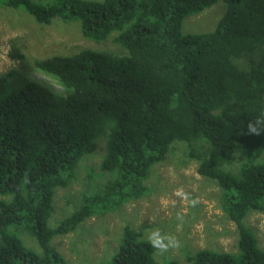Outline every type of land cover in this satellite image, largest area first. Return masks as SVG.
<instances>
[{"label":"trees","instance_id":"16d2710c","mask_svg":"<svg viewBox=\"0 0 264 264\" xmlns=\"http://www.w3.org/2000/svg\"><path fill=\"white\" fill-rule=\"evenodd\" d=\"M217 1L225 10L212 31L181 33L186 17ZM0 6L23 9L41 25L78 22L83 38L111 40L123 50L81 48L34 59L33 68L62 92L31 79L26 64L0 75V264H68L53 238L145 195L151 168L176 144L185 145L200 176L216 183L238 234L235 252L197 249L185 254L186 263L264 264V248L244 222L248 213L264 212V134H246L248 120L264 112V0ZM11 57L23 59L18 49ZM99 141V172L85 168L86 192L56 221L55 192L77 178ZM142 233L124 225L117 248L98 264H159ZM161 261L180 264L164 255Z\"/></svg>","mask_w":264,"mask_h":264},{"label":"rangeland","instance_id":"374dc122","mask_svg":"<svg viewBox=\"0 0 264 264\" xmlns=\"http://www.w3.org/2000/svg\"><path fill=\"white\" fill-rule=\"evenodd\" d=\"M224 10L225 4L217 1L201 13L186 17L182 21L181 33L212 31ZM81 48L123 52L111 40L97 43L83 38L78 22L55 19L49 25H41L23 9L0 6V75L11 69L19 70L22 65V69L28 68L26 74L31 79L55 92H62V87L53 77L33 68L32 61L51 55L70 54ZM15 49L20 51L23 59L11 57ZM25 64L27 66L23 68ZM185 151L184 144H176L162 162L151 168L144 181L148 191L141 198L128 201L106 215L92 216L69 234L55 236L52 244L67 263L98 264L108 259L117 248L122 227L126 224L143 232L145 239L147 231L156 227L163 233L175 235L182 242V247L163 255L164 258L176 259L180 264H187L185 254L197 249L235 252L237 229L221 209L219 188L213 180L197 173L196 162L188 159ZM102 155L103 142L99 141L96 151L79 166L77 178L68 188L55 192V214L52 216L56 221L62 219L86 192L85 168L91 166L99 172L97 164ZM102 181L97 180L98 183ZM180 189L198 199L195 208L176 195ZM91 190H94L93 186ZM177 214L184 217L180 228L177 227L180 223L176 219ZM244 222L254 232L259 246L264 248V212H250ZM25 240L26 244L33 246L27 237ZM163 255L156 254L159 264H163Z\"/></svg>","mask_w":264,"mask_h":264},{"label":"clouds","instance_id":"9594fccd","mask_svg":"<svg viewBox=\"0 0 264 264\" xmlns=\"http://www.w3.org/2000/svg\"><path fill=\"white\" fill-rule=\"evenodd\" d=\"M246 134L250 136H261L264 134V112L248 120ZM176 195L182 200L187 201L188 205L192 208H195L199 203L198 199L191 197L189 193L184 192L182 189L177 190ZM176 219L180 222L177 225L180 228L183 224L184 217L177 214ZM146 243L155 249L158 255H163L182 247V242L175 235L163 233L158 227L151 228L147 231Z\"/></svg>","mask_w":264,"mask_h":264}]
</instances>
